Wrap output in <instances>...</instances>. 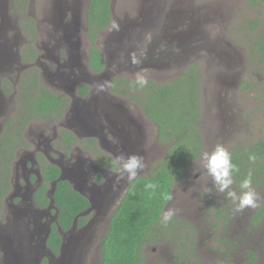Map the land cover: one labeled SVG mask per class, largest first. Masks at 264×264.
<instances>
[{"label": "rangeland", "instance_id": "374dc122", "mask_svg": "<svg viewBox=\"0 0 264 264\" xmlns=\"http://www.w3.org/2000/svg\"><path fill=\"white\" fill-rule=\"evenodd\" d=\"M25 1L26 17L31 16L37 20L45 18V13H50L53 3L56 4L59 0ZM87 2L88 0H83V11ZM110 4L115 24L107 26L95 39V45L101 53L109 50L110 64L99 83V87L102 85L104 90L99 91L98 88L96 95L109 107L106 120L110 125L121 121L120 125L126 122L135 129L136 147L145 162V168L138 176L148 175L151 166L166 153L167 144L157 140V128L142 114L141 108L107 90L104 80L109 72L110 75H115L122 71L126 76L134 78L140 74L166 82L173 79L183 67L194 63L200 74L201 116L198 127L202 136V153L211 151L217 144H223L228 150L238 147L246 149L256 140L264 139V68L254 44L258 36L264 33V0H110ZM0 6H3L1 11L9 23L5 28L11 37L25 15L21 14V7H14L13 0H2ZM81 18L83 22V15ZM250 21L255 24L256 30L251 28ZM44 24L48 28L47 21ZM84 28L88 32V27ZM20 30L22 31V27ZM41 36L38 35L35 40L41 47L39 51L34 43L31 47L39 53V62L49 66L50 59L43 56L47 52L42 48L48 43L46 31L42 30ZM162 36L168 41H174L176 46L177 43L180 44L178 47H170L165 40H161ZM82 37L85 42L79 51L81 55H85L92 42L89 40L90 44L88 43L84 31ZM186 39H189L188 45L185 44ZM22 40L19 38V43ZM113 45L119 48L123 46L127 50L122 58V55L115 56L117 51ZM146 50L151 51L152 60L144 65L142 62L134 64L133 55L137 58L138 53ZM71 55L75 59V54ZM118 62L134 69L119 70L116 66ZM38 68L40 69L39 65ZM11 74L12 78L16 77L15 72ZM41 83L62 94L69 93L70 89L74 91V87L69 85L61 88L47 84L45 79ZM72 103L76 106V101ZM9 110V107L6 108V111ZM68 113L55 124L46 120H34L26 125V136L23 139L28 141L27 150L32 152L33 158L40 152L45 161H50L53 156L54 160L51 162L55 163L62 154L54 149L58 148L57 137L63 129L73 130L79 138L92 135L105 151L110 149L114 142L110 133H105L103 137L97 124L92 125L87 121L78 123L71 112ZM3 118V114L0 115V123ZM53 128L56 132L54 138ZM35 133L46 137L44 144L37 143L43 138H36ZM31 138L33 142L30 141ZM70 152L69 156L73 158H88L81 147L73 148ZM202 153L186 164L181 180L173 186L171 198L163 208V211L174 209V219L186 220L196 228L193 242L183 247L184 234L165 236L157 228L155 239L147 242L142 249V264H177L176 260H184L185 264H264V199L255 208L234 213L232 201L216 192L211 177L200 167ZM126 184H129L126 180L116 184L115 196L107 206L103 207L105 203L97 202L87 212L88 223L84 230L87 238L81 245L76 248L71 246L63 255L52 257L40 244L39 247L25 244L28 247L25 256L29 257L34 252L38 258L44 255L47 264H62V258H67V251L70 252L73 248L76 250L72 254L76 260L74 264H101V239L107 230L111 212L126 190ZM233 188L236 190L234 184ZM254 188L264 197V181ZM205 189L210 191L205 192ZM4 198L0 201V206ZM260 208L263 210L262 215L253 225L254 212ZM46 210H51V207ZM186 230H189L188 226H181L177 228L176 234ZM164 232L169 233L170 228L165 227ZM71 235L69 233L66 236ZM249 251L255 253L254 260H249ZM188 258L190 260L186 261ZM37 260L36 258L34 262Z\"/></svg>", "mask_w": 264, "mask_h": 264}, {"label": "trees", "instance_id": "16d2710c", "mask_svg": "<svg viewBox=\"0 0 264 264\" xmlns=\"http://www.w3.org/2000/svg\"><path fill=\"white\" fill-rule=\"evenodd\" d=\"M26 3L25 0L24 2L13 0L15 8H24L21 12L25 11ZM111 18L110 0H89L86 23L87 36L92 46L88 56L90 67L96 72L103 69L104 58L95 45V39L99 31L110 24ZM250 23L251 28L256 30L255 24L251 21ZM22 25L27 32L34 28L32 19L28 17L24 19ZM32 35L34 36V32ZM254 44L260 57L259 61L264 68V33L258 36ZM27 45L30 54L25 61L28 62L35 58L36 49L32 48L30 43ZM135 80L122 74L113 75L108 82V90L125 101L137 103L142 108L143 114L156 125L158 140L170 145L163 157L151 166L147 176H137L134 181L129 182L123 196L111 212L107 230L100 243L101 264H142V249L147 242L157 236L158 230L156 233L155 229L159 228V231L167 235L164 229L168 223L166 225L161 223V214L165 204L169 201L168 197H171L173 186L181 180L186 164L195 160L203 148L202 136L198 127L201 110L200 74L197 65L186 66L170 81L156 83L148 79L147 86L143 88L135 85ZM79 90L82 94L87 91L85 86H80ZM17 92L27 103L31 117L49 118L56 121L68 102L64 94L55 92L40 82L38 70L28 69L22 73L18 81ZM17 132L14 135L15 138L7 136L0 138V201L10 190L11 164L15 158L16 147L7 139L22 141L21 133ZM94 142L93 137H85L79 141V144L84 149L91 150ZM73 143H75V137L70 132L62 130L57 141L59 150L67 152ZM95 149L94 156L98 159L100 166L118 168L109 154L98 148ZM229 151L233 163L239 168L238 172L233 173L236 191H240L239 184L247 177L249 171L252 174L253 187L261 185L264 181V139L256 140L246 149L238 147ZM250 155L256 157L255 161L249 160ZM38 157L43 160L41 155ZM42 173L45 180L51 182L58 178L60 171L57 166L45 162L42 165ZM95 180L98 183L102 181L101 173L96 174ZM148 183L156 184V189L146 190L145 185ZM47 188L48 184H44L39 190V200L42 206L48 202L45 196ZM54 200L59 208L58 223L64 230L72 226L76 215L81 214L90 206L88 199L75 191L66 180L58 181ZM262 211L260 208L254 212L253 225L259 221ZM87 219V216L80 215L77 224L82 225ZM174 221H177L179 226H190L184 238H190L191 235L194 239L196 233L188 221L171 219L169 224L173 225ZM61 239L57 226L53 224L47 237V246L57 252ZM188 241L185 239L182 246L187 247ZM254 258L255 253L249 251V260H254ZM189 260L188 258L186 261ZM176 262L185 264L184 260H176Z\"/></svg>", "mask_w": 264, "mask_h": 264}, {"label": "flooded vegetation", "instance_id": "af4514ba", "mask_svg": "<svg viewBox=\"0 0 264 264\" xmlns=\"http://www.w3.org/2000/svg\"><path fill=\"white\" fill-rule=\"evenodd\" d=\"M1 1L2 0H0V3ZM88 3L89 0L87 4H85V8L83 11V0H59L56 4L53 3V10L50 13H45V18L36 20L34 17H28L32 19L34 27L33 30L29 29L28 32L24 30L22 25L24 19L26 18L25 11L21 12V14L25 15V17L20 20V26H17V29H15L16 32H14L11 37H9L10 34L7 33L5 28V26H7L9 23L5 20L4 14L1 11L3 10V6H0V115L3 114L4 116L3 121L0 123V138L6 136L9 138H15L14 135L15 133H18L17 131L21 133V137L23 138V136H26L27 129H25V127L27 124L29 125L34 120H46L47 122L55 124L60 119L65 117L70 110L74 113H79L89 118L93 117L92 125L97 124L96 126H98L103 132V137L105 133H110L114 140L113 144H111L110 149L108 151H105V149L102 148L101 143L95 137H93L92 135L85 136L93 137L95 140L93 146L91 147V151L88 148L84 149L81 144H79V141L85 137H76L73 130L71 132L70 129H63L70 132V134L75 137V143H73L70 150H72L73 148L81 147L88 158H73L72 156H69L71 154L70 150L65 152L57 148L54 149V151H58L62 154L55 161V163H53L51 162L54 160L53 156L49 159L50 161H45L40 152L37 153L33 158L32 152H29L27 150L29 147L28 141H25L24 139L22 141L7 139L9 143H14L16 149L15 158L13 159V162L11 164L9 190L10 193L8 192L9 194H6L4 196L5 198L2 201V205L0 206V264H47V258L44 255H41L38 258L34 255V252H31V256L29 255L28 257V255L26 254V257L24 253H28V247H25V244H29L34 247H39L40 244L42 249L46 251L49 256L56 257L63 255L64 251L68 250L71 246L73 248H76L83 242H85L87 235H85L84 230L86 229L85 226L88 223V219L86 223L82 225L77 224V219L80 215L87 216L88 218L87 212L91 210L89 209L91 205L81 214L75 216L72 226L69 229H62L58 223L59 208L54 200V192L57 187L58 181L66 180L75 191L79 193L81 191L83 193V191H86L84 186L86 183V179L90 174H92V177L90 175L88 181L90 180V183L97 185L100 183L95 180L96 174L101 173V175L105 174L109 176L110 174L116 173L117 169H113L111 166H100L98 159L94 156L96 154L95 148H98L104 153L109 154L117 165L118 163L116 157L121 152L125 154L136 153L140 155V151L136 147V141L134 138L135 129L133 128L132 124L122 122V124L120 125L121 121H119L117 124L114 123L113 125H110L106 120V112L109 110V107L104 104L105 101L100 100L97 95V97H94L95 95H91V83H93L92 76L101 75L99 76V81L101 82V80H103L102 75L105 73L107 66H109L110 64L108 60L109 50L101 53L104 58V67L99 72L94 71L89 65V51L85 55L80 54L79 50L82 47V44L85 42L84 38L82 37L83 31L86 40L90 44V41L87 37V30L86 28H84V26L87 27L86 14ZM111 6L112 5L110 4L112 15L110 24L114 25L115 21ZM82 15L83 22L81 18ZM44 21H47L48 28H46ZM107 26L99 31L96 38L99 37V35L107 28ZM20 27H22V31L20 30ZM2 28H4V30H2ZM41 29L46 31L48 36V43L44 44L42 48L47 52L43 56L50 59L49 66H44L41 62H39V53L37 54V52L33 60H29L28 62L25 61L27 56L30 54L29 49L26 48L28 46L27 44L34 43V45L38 47V51L39 48H41L35 42L38 35L42 37ZM32 32H34V36L32 35ZM19 38L23 39L21 43H19ZM161 40H165L167 45L170 47H178V45L180 44L177 43V46L174 45V41H168L165 36H162ZM188 41L189 39H186L185 44L188 45ZM112 42H114V39H112ZM25 44L26 46H23ZM47 45L49 47H47ZM113 48L117 51V53L115 54L116 57L122 55L120 57L122 58L123 55L127 52L126 49L124 50L123 46L119 48V46L113 45ZM121 52H123V54ZM71 53L75 54V59L73 58ZM182 53H185V51L182 50ZM138 56L139 57H137V59L140 60L143 65L146 64V62H150L152 60V53L150 50H146L143 53H138ZM167 56L170 57L171 55L167 54ZM37 64L40 66V69L38 68ZM116 66L119 70L128 71L134 69L129 67V65H123L122 62H118ZM134 67L139 69L138 66ZM184 68L185 67H183L179 72H181ZM28 69H32V71L38 70L40 82L45 79V82L47 84H54V86L56 87L65 88L66 86L70 85L68 84L69 81H72L73 78L75 79L74 81H72V83H74L75 85L71 86L74 87V93L71 90L69 91V93H63L67 97L68 102L58 120L54 121L49 118H38L30 116L27 103L24 101L22 95L17 92L19 78L21 77L22 73ZM13 72H15L16 75V77L14 78H12L11 74ZM120 73L122 75H125L122 73V71H119V74ZM110 74L111 73L109 72V75L106 76L107 78L104 82L106 83L107 90L108 82L113 76ZM83 76H85V78L81 79L80 77ZM79 78L80 80L78 81ZM130 78L136 79L134 77ZM146 78L151 79L156 83H163V81L159 80L158 78ZM80 86L86 87L87 91L84 94H82V92L79 90ZM73 101H76L74 110L70 109L72 107ZM125 102L132 103L135 107L138 106L139 108H141L137 103H133L130 101ZM5 107H9L10 110L6 111ZM146 118L150 120L152 124H154L151 119H149L148 117ZM52 131L53 133L55 132L54 128L52 129ZM35 136L38 139L43 138V140H39L37 142L38 144H40L41 142H43L44 144L46 137H44L43 134L38 136L35 133ZM55 136L56 132L53 134L52 138H54ZM156 138L158 140L157 133ZM30 141L33 142V138H31ZM24 143L25 147H23ZM169 145L170 144H167V148L169 147ZM20 151L23 152L18 156V153ZM39 155L42 156L44 162L43 160L39 159ZM77 160L79 161L76 162ZM90 161L94 162V164L96 165L95 170L88 166ZM45 162L57 166L60 171L58 178L52 180L51 182L46 181L42 173V165ZM35 165L36 168L34 167ZM99 169H103L105 172L102 173ZM68 172H70V176H68ZM19 175L21 176V179H19ZM102 180H104L103 176ZM121 181H119L118 183H120ZM115 182L117 183V181ZM53 183H56L54 187ZM44 184H48V188L45 191V196L48 198V202L44 206H42L40 205L41 203L39 200V190ZM113 185L114 183H112V186ZM50 190H54L52 193L54 203L50 202ZM122 196L120 195L118 202ZM118 202L116 203V205L118 204ZM47 207H51V210H46ZM174 222L175 223L173 225H170L168 222L167 227L170 228V232L167 233V235L180 236L182 234L185 235V232L189 231L186 230L184 233L176 234L177 228L181 226H179V223L177 221ZM53 224L57 226L58 232L61 234L62 238L57 252L48 247L46 242ZM188 227L190 229V226ZM193 228L194 230H196L195 227ZM69 233H72V235L67 237L66 235ZM185 239L189 240L188 243L193 241V237L191 235L190 238H184V241ZM7 247L9 248V250ZM73 248H71L70 252L67 251V258H62V264H74L76 262L75 258L72 255L75 254L76 250H74ZM11 251L17 252V254L12 257L10 253ZM34 257L38 259L37 262H34V260H32L35 259Z\"/></svg>", "mask_w": 264, "mask_h": 264}, {"label": "clouds", "instance_id": "9594fccd", "mask_svg": "<svg viewBox=\"0 0 264 264\" xmlns=\"http://www.w3.org/2000/svg\"><path fill=\"white\" fill-rule=\"evenodd\" d=\"M132 62L136 64L140 61L133 55ZM134 84L143 88L147 86L148 79L143 75L137 74ZM103 90L104 87L101 85L99 91ZM255 159L256 157L254 155L249 156V160L255 161ZM116 160L118 163L116 171L117 183L121 180H126L128 182L134 181L138 174L145 168L143 157L136 153L125 154L121 152L117 155ZM200 167L211 177L216 192L224 194L232 201L234 213L243 212L247 208H255L258 202L264 199L253 187L251 171H249L247 177L240 182L239 192L233 188V173L238 172L239 168L233 163L230 151L223 144H217L211 151H204L201 156ZM102 182L103 180L100 184ZM156 187L157 185L153 183L145 185L146 190L152 189L154 191ZM209 191L210 189H205V192ZM168 198L170 199L171 197ZM174 215V209H166L162 213L161 223L166 225L171 221Z\"/></svg>", "mask_w": 264, "mask_h": 264}, {"label": "water", "instance_id": "95a60500", "mask_svg": "<svg viewBox=\"0 0 264 264\" xmlns=\"http://www.w3.org/2000/svg\"><path fill=\"white\" fill-rule=\"evenodd\" d=\"M104 72V71H103ZM99 76L101 75H94L92 76V82L91 83V87H92V91H91V95H96L97 93V90L99 88ZM81 79H84L85 76L83 77H80ZM80 78L78 79V81L80 80ZM107 78V77H106ZM106 78L104 80V82L106 81ZM75 79L73 78L72 81H74ZM72 81H69L68 84H70L69 86H74V83H72ZM77 81V80H76ZM71 90V89H70ZM75 108V104L73 103L72 104V107L70 109L74 110ZM71 112L73 118L75 121H77L78 123H82V122H88L90 124H92V119L93 117L89 118L87 116H84V115H81L79 113H72V111H69V113ZM68 113V114H69ZM107 118V117H106ZM108 119V118H107ZM96 121V120H95ZM79 160H77L76 162H78ZM74 162V163H76ZM90 168H93L95 170L96 168V165L94 164V162L90 161L89 165H88ZM102 173H104L105 171L103 169H99ZM93 171V170H92ZM91 177H92V174H90ZM90 175L87 177L86 179V183H85V186L84 188L86 189V191L83 193L80 191L81 194H83L84 196L87 197L89 203H90V207L89 209H91L92 207H94V205L98 202V203H105V206H107L109 203H111L112 199L114 198L115 196V192H116V188H117V183L115 181H117V178H116V173H113V174H110L109 176L108 175H105L103 174V182L101 184H97V185H94L93 183H90V180L88 181ZM63 176V175H61ZM68 176H70V172H68ZM61 178V177H60ZM88 181V182H87ZM112 183H114V185L112 186ZM56 183H53V187L55 186ZM54 190H50V202L51 203H54V200L52 198V193H53ZM102 207V208H103ZM100 208V207H99ZM88 209V210H89ZM8 248V247H7ZM9 250V248H8ZM12 257H14L17 252H13L11 251L10 252ZM31 256V255H30ZM35 258V257H34ZM30 259V258H29ZM36 259V258H35ZM35 259H32V260H35Z\"/></svg>", "mask_w": 264, "mask_h": 264}]
</instances>
